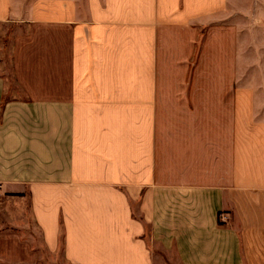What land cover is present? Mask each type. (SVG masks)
I'll use <instances>...</instances> for the list:
<instances>
[{
    "label": "crops",
    "instance_id": "1",
    "mask_svg": "<svg viewBox=\"0 0 264 264\" xmlns=\"http://www.w3.org/2000/svg\"><path fill=\"white\" fill-rule=\"evenodd\" d=\"M8 37L0 195L49 253L264 264V0H0V59ZM0 264L39 259L0 230Z\"/></svg>",
    "mask_w": 264,
    "mask_h": 264
},
{
    "label": "rangeland",
    "instance_id": "2",
    "mask_svg": "<svg viewBox=\"0 0 264 264\" xmlns=\"http://www.w3.org/2000/svg\"><path fill=\"white\" fill-rule=\"evenodd\" d=\"M7 31L10 33L9 29L12 28L11 26L7 27ZM8 43L5 42V48H4V59H0V66L4 64L5 71L4 76L11 78V69H10V56H9V47H10V37L6 39ZM11 90L16 91V88L13 84L8 86ZM10 90L9 93H7V97H10L13 95V92ZM195 195L189 194V193H179L169 195L164 199L161 198L162 201L164 199V203L161 205H165L167 207L165 212L167 214L162 213L160 214V219H162V215L164 214L167 218H170V221L178 220L180 218L179 215H183L184 213L188 212V206L193 204L192 200H196ZM132 208L135 210L136 205L132 204ZM169 213V214H168ZM174 220H172V219ZM168 221V220H166ZM10 222H17L19 224V227L15 228L13 225L9 224ZM161 223L162 220H161ZM173 223V222H172ZM0 230L2 231H10L15 232L20 235V237L28 242L31 247L37 252L39 264H67L62 255L61 252H58L56 254L49 253L42 245L40 235L36 228L33 226L30 212H29V206L27 201H21L18 202V200L10 199L9 197H4L0 195ZM162 232V231H161ZM150 233L149 228L145 227V239L148 243V247L150 251L154 255L158 254V247L151 243L148 235Z\"/></svg>",
    "mask_w": 264,
    "mask_h": 264
}]
</instances>
